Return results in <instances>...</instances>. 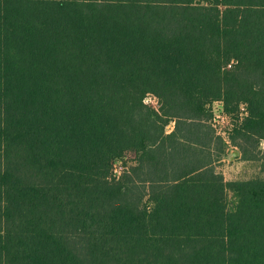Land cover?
Masks as SVG:
<instances>
[{
    "label": "trees",
    "instance_id": "16d2710c",
    "mask_svg": "<svg viewBox=\"0 0 264 264\" xmlns=\"http://www.w3.org/2000/svg\"><path fill=\"white\" fill-rule=\"evenodd\" d=\"M261 140L264 0H0V264H264Z\"/></svg>",
    "mask_w": 264,
    "mask_h": 264
},
{
    "label": "rangeland",
    "instance_id": "374dc122",
    "mask_svg": "<svg viewBox=\"0 0 264 264\" xmlns=\"http://www.w3.org/2000/svg\"><path fill=\"white\" fill-rule=\"evenodd\" d=\"M145 101L147 104L156 109L160 107L159 98L156 97L154 94H149L145 98ZM213 106L215 114H217L219 118V131L222 132V134L226 137L231 136L229 130L231 120L228 116L223 113L222 106L220 103H215ZM167 129L168 131H172L174 129V123H170L167 126ZM238 140L239 142H241L240 139ZM247 146L248 147H246V149H248V156L254 155V158L253 156L249 159L243 158L242 151L240 150V148L234 145L227 151L225 161L221 163L218 168L221 172H223L227 180L264 178V140H261L256 147L251 143H248ZM233 150H236L238 154H234L232 157ZM123 166L124 164L122 160L119 159L116 161L115 167L117 168V170H121ZM230 198H232V195L230 196Z\"/></svg>",
    "mask_w": 264,
    "mask_h": 264
},
{
    "label": "water",
    "instance_id": "95a60500",
    "mask_svg": "<svg viewBox=\"0 0 264 264\" xmlns=\"http://www.w3.org/2000/svg\"><path fill=\"white\" fill-rule=\"evenodd\" d=\"M234 154L236 155V154H238V152L236 150H233L232 157H233Z\"/></svg>",
    "mask_w": 264,
    "mask_h": 264
}]
</instances>
